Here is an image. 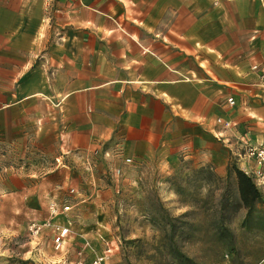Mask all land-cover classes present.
Wrapping results in <instances>:
<instances>
[{
    "label": "crops",
    "instance_id": "0c3cea01",
    "mask_svg": "<svg viewBox=\"0 0 264 264\" xmlns=\"http://www.w3.org/2000/svg\"><path fill=\"white\" fill-rule=\"evenodd\" d=\"M241 142L264 143V0H0V146L26 164L3 168L0 264L13 231L106 168L223 175Z\"/></svg>",
    "mask_w": 264,
    "mask_h": 264
},
{
    "label": "rangeland",
    "instance_id": "374dc122",
    "mask_svg": "<svg viewBox=\"0 0 264 264\" xmlns=\"http://www.w3.org/2000/svg\"><path fill=\"white\" fill-rule=\"evenodd\" d=\"M14 150L0 146V191L14 189L18 181L4 178L3 168L26 165ZM237 159L230 152L227 168L238 166ZM39 161L50 166L45 157ZM116 169L83 180L78 193L67 189L61 195L60 202L67 199L72 206L54 218L71 222L67 262L89 241L87 261L105 254V264H264V187L257 186L260 198L244 207L234 172L227 178L210 164L182 160L163 166L155 158L130 159L119 173ZM41 217H49L48 206ZM48 233L44 229L32 236L29 226L13 231L7 264H65L62 253L52 250ZM25 242L27 253L19 258V243Z\"/></svg>",
    "mask_w": 264,
    "mask_h": 264
},
{
    "label": "built area",
    "instance_id": "2783aa9c",
    "mask_svg": "<svg viewBox=\"0 0 264 264\" xmlns=\"http://www.w3.org/2000/svg\"><path fill=\"white\" fill-rule=\"evenodd\" d=\"M228 103L233 104L232 98H228ZM218 122H221L219 119ZM229 123L225 122L224 126H228ZM243 145L240 147V152L236 153V157L241 161L247 163L246 167H240L246 174L250 175L257 186L264 187V143L251 144L247 142H241ZM241 158V159H240ZM130 158H126L125 162H129ZM116 173L120 172V169L115 170ZM76 190L70 188L68 194H74ZM71 204L65 199L62 202L51 201L48 205L49 217L41 222L31 221L29 223V230L31 235L39 234L44 229H48L50 233V244L54 252L62 253L63 263L67 264H87L88 251L91 249L89 241H85L83 245L74 249V258L70 261H66L64 254L67 251V244L71 239V222L67 219L66 223H61L54 219L56 216L62 213H67L71 209ZM105 254H95L88 260V264H105Z\"/></svg>",
    "mask_w": 264,
    "mask_h": 264
},
{
    "label": "trees",
    "instance_id": "16d2710c",
    "mask_svg": "<svg viewBox=\"0 0 264 264\" xmlns=\"http://www.w3.org/2000/svg\"><path fill=\"white\" fill-rule=\"evenodd\" d=\"M234 172L238 196L244 207L252 206L261 196L257 185L253 178L246 174L239 166H231L226 170V177H230L231 172Z\"/></svg>",
    "mask_w": 264,
    "mask_h": 264
}]
</instances>
